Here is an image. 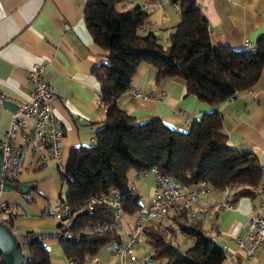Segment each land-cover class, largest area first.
Instances as JSON below:
<instances>
[{
	"label": "trees",
	"instance_id": "1",
	"mask_svg": "<svg viewBox=\"0 0 264 264\" xmlns=\"http://www.w3.org/2000/svg\"><path fill=\"white\" fill-rule=\"evenodd\" d=\"M171 1L178 3L180 20L167 44L154 29L142 30L149 15L142 4L127 6V0L86 2L85 16L93 38L108 50L107 58L94 68L106 110L95 140L73 146L61 169L67 190L59 200L61 204L70 203L72 209L58 227L66 226L73 216L76 219L59 238L65 255L76 264H93L89 259L106 244H122L119 228L92 230L98 222L114 223L116 217L106 202L91 208L89 198L115 186L126 212H137L144 203L139 189L131 183V169L157 167L190 186L206 181L213 190L232 185L234 198L254 196L262 188V161L253 150L228 142L217 106L261 76L264 34L255 47L214 43L199 0ZM143 61L156 65L159 81L164 77L184 78L186 92L195 93L213 108L194 119L187 129L174 127L159 115L137 121L120 105L118 97L129 90ZM16 215L11 211L9 218ZM170 220V225L150 220L143 226V236L151 246L143 264H220L226 257V247L210 236L203 219L192 215L187 206L179 208ZM178 228L194 239L186 249L174 239ZM26 247L25 264H52L50 248L43 238L20 246L23 250ZM0 264H7L1 249Z\"/></svg>",
	"mask_w": 264,
	"mask_h": 264
},
{
	"label": "crops",
	"instance_id": "2",
	"mask_svg": "<svg viewBox=\"0 0 264 264\" xmlns=\"http://www.w3.org/2000/svg\"><path fill=\"white\" fill-rule=\"evenodd\" d=\"M86 2L87 0H0V88L18 103L28 101L32 96L33 84L27 68L36 62H44L46 78L56 85L58 99L54 103V109L63 130L62 159L59 161L50 157L43 162L41 152L34 150L28 155L24 169L16 178L17 184L31 183L28 194L31 197L29 200H35L33 208H19L18 193L21 192L18 189L0 191V202L11 203L12 211L17 212L13 219V228L17 232L52 229L48 226L52 223L51 219L44 217L45 214L54 212L48 201L49 193L39 188L37 181L30 176L31 171L56 160L61 172L64 169L61 166H66L73 146L95 140V131L105 115L98 103L101 83L94 68L107 58L108 50L93 38L85 16ZM127 2V6L148 4L149 15L142 30L152 28L169 39L180 20L178 3L171 0ZM199 3L208 16L214 43L244 47L247 41L255 45L259 36L264 34V0H199ZM66 23H69L68 27ZM165 26L169 27L167 32L170 35L165 33ZM156 75V65L143 61L134 74L132 85L141 86L151 96L133 98L128 90L118 97L120 105L135 115L137 121L159 115L174 127L187 129L194 119L213 108L195 93L186 92L184 78L164 77L159 81ZM217 108L222 113L223 131L228 142L235 147L253 150L263 161L264 69L253 85L226 98ZM11 114L12 110L0 107V138L9 126ZM133 173L140 174L139 170H130L134 185L138 187ZM151 194L153 195V188ZM222 196V190H213L210 186L209 190L201 191L187 206L192 215L194 211L195 216L203 219V225L210 234L224 242L226 257L220 264H264V242L251 255H247L235 240L236 236L247 235L245 223L249 216L262 210V188L254 196L236 198L233 208L212 204L213 199H220ZM134 221V215L127 214L122 227L127 237H123L122 244L128 242L129 229ZM183 235L191 245L194 243V239L184 231ZM58 240L60 241L59 237ZM117 245L104 255L106 260L109 257L118 258L119 255L114 253ZM24 250L27 256L28 248ZM131 254L137 255L138 252L133 249L126 257ZM97 261L110 264L100 258ZM119 261L120 258L116 264ZM52 264L64 262L52 256Z\"/></svg>",
	"mask_w": 264,
	"mask_h": 264
},
{
	"label": "built area",
	"instance_id": "3",
	"mask_svg": "<svg viewBox=\"0 0 264 264\" xmlns=\"http://www.w3.org/2000/svg\"><path fill=\"white\" fill-rule=\"evenodd\" d=\"M131 1V0H128ZM142 8L148 11V4H142ZM66 27L69 23L65 24ZM145 27V25H142ZM248 47H255L252 42H245ZM46 64L36 62L27 68L28 75L32 81V96L28 101L20 102L19 106L12 111L8 128L0 144L4 150L2 171L0 175V191L7 181L15 182L20 172L26 165L28 155L34 151L41 152L43 162L50 157L59 161L62 159V139L63 130L59 124L58 117L54 109V103L58 99L56 85L45 76ZM129 93L133 98H148L151 95L145 93L141 86L131 85ZM101 110H106V105L102 100L101 93L98 99ZM62 168H65L63 165ZM264 172V160L262 161ZM155 172L153 182V195L148 205H143L136 213L135 221L129 229V240L125 244L117 245L114 253L120 256L118 264H143L150 256V251L138 256L127 253L135 247L143 236V226L150 220L162 221L169 218L179 208L188 206L199 195L201 191L210 189L206 181H198L195 185H187L177 180L173 176L163 174L157 167L140 170L139 173ZM134 184V178H131ZM223 196L220 199H213V205L219 207L233 208L236 205V198L233 197V186L225 185L222 189ZM263 200L262 210L256 214H251L245 223L247 235L245 237L236 236L235 240L247 255H251L255 249L264 242V186L262 187ZM106 202L115 214L114 223L98 222L93 225L92 230L101 228H122L124 226L127 212L124 209L120 191L113 186L109 191L89 198L91 208L97 203ZM13 205L9 202H0V220L9 218ZM71 205L64 202L53 213L63 219L71 212ZM195 215L196 212L193 211ZM213 239L218 240L217 236L210 234ZM69 264H76L72 258ZM97 264H103L97 261Z\"/></svg>",
	"mask_w": 264,
	"mask_h": 264
},
{
	"label": "rangeland",
	"instance_id": "4",
	"mask_svg": "<svg viewBox=\"0 0 264 264\" xmlns=\"http://www.w3.org/2000/svg\"><path fill=\"white\" fill-rule=\"evenodd\" d=\"M126 4H128V2ZM118 7L120 8L123 7V4L121 2L118 3ZM165 27L167 28H163V29L165 33H168L167 30H169V27L168 26H165ZM168 35H170V33H168ZM159 36L161 38V41L164 44L168 43L169 39H167L166 35L164 36L160 34ZM133 175L135 177V180L137 181V186H138L137 188L139 189L141 193V200L143 201L144 205H148L152 198L151 192L153 188L152 184L154 182L155 173L154 172L140 173V174L133 173ZM30 176L33 177L35 181H37V184H39V188H42L49 193L48 201L50 202L52 211H55L57 208H59L61 206L60 200H59V194L62 193L64 195L66 193L67 187H66L65 182H63V180L61 179V172H60L59 166L57 165V161L52 160L48 165L41 166L37 168L36 170L32 169ZM18 197H19V208L20 209H22L23 206H25L29 210L31 209V207L33 208L32 204L34 203L35 200L34 201L29 200L22 193H18ZM133 215L135 218L136 213H133ZM44 217L51 219L52 221V223L48 224V226L52 229H49L47 231H54L59 228L57 222L60 218L57 217L54 213L45 214ZM170 221H171L170 216L169 218L162 220L163 224H168V225H170ZM168 230H170L169 226H168ZM120 231L123 234V237L126 239L127 235H126L125 230L120 228ZM174 239L175 241H177V243H179V245L183 249H186L187 247L191 246V242H189L188 239H186V237L183 235V231L180 228L176 230V233L174 234ZM45 242L49 246L51 254L54 258H59L63 260L64 264H69L68 262L69 259L64 253L63 245L58 240V236L56 235L46 236ZM115 245H116L115 242H110L106 244L104 247L100 249V251L97 254L93 255L89 259V262L93 264H97V259L100 258L105 263L116 264L120 258L119 256L118 258L109 257L108 260H106V258L104 257V255L107 254L108 251L110 252V248ZM133 249L137 250L138 256H142L145 254V252L151 250V246L149 242L145 239V237L142 236L139 242L135 245Z\"/></svg>",
	"mask_w": 264,
	"mask_h": 264
},
{
	"label": "water",
	"instance_id": "5",
	"mask_svg": "<svg viewBox=\"0 0 264 264\" xmlns=\"http://www.w3.org/2000/svg\"><path fill=\"white\" fill-rule=\"evenodd\" d=\"M19 106V103L7 96L2 88H0V107L8 108L10 110H15ZM4 150L0 144V175L2 171ZM30 182H22L17 184L16 182L7 181L3 184L2 189L11 190L18 189L25 197L30 199L31 197L28 194V189ZM76 217H71L66 226L58 228L54 231H35V232H17L14 230V221L13 219L0 220V249L2 250L4 260L7 264H25L27 260L25 250L21 249L20 246L24 245L30 241H34L37 238H45L46 236L56 235L61 237L66 234L68 227L75 221ZM219 244L224 246V242L218 240Z\"/></svg>",
	"mask_w": 264,
	"mask_h": 264
}]
</instances>
